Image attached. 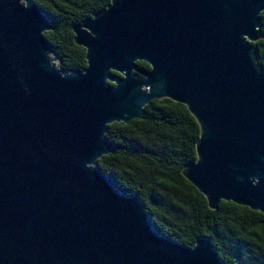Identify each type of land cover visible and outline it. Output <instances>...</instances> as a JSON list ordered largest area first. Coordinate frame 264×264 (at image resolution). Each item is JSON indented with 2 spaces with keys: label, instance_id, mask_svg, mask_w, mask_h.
I'll return each mask as SVG.
<instances>
[{
  "label": "water",
  "instance_id": "95a60500",
  "mask_svg": "<svg viewBox=\"0 0 264 264\" xmlns=\"http://www.w3.org/2000/svg\"><path fill=\"white\" fill-rule=\"evenodd\" d=\"M264 0H110L71 28L81 72L60 71L34 0H0V264H224L205 237L184 247L152 229L94 164L111 123L151 100L199 128L181 170L210 210L264 215ZM135 62L148 70L134 77ZM115 73L118 77H114Z\"/></svg>",
  "mask_w": 264,
  "mask_h": 264
},
{
  "label": "trees",
  "instance_id": "16d2710c",
  "mask_svg": "<svg viewBox=\"0 0 264 264\" xmlns=\"http://www.w3.org/2000/svg\"><path fill=\"white\" fill-rule=\"evenodd\" d=\"M109 2L34 0L53 27L42 36L60 71L84 70V50L73 44L71 28ZM258 31L260 39L250 45L256 52V66L264 73V11L259 14ZM147 70L145 63L135 62L133 75L140 77ZM198 136V125L183 105L151 100L138 119L106 126L104 140L111 145L110 153L96 160L94 168L124 196H137L160 236L184 247L205 237L224 264H264V215L222 201L210 210L181 175L182 168L196 160Z\"/></svg>",
  "mask_w": 264,
  "mask_h": 264
},
{
  "label": "rangeland",
  "instance_id": "374dc122",
  "mask_svg": "<svg viewBox=\"0 0 264 264\" xmlns=\"http://www.w3.org/2000/svg\"><path fill=\"white\" fill-rule=\"evenodd\" d=\"M54 64L56 65L57 63H56V62H54Z\"/></svg>",
  "mask_w": 264,
  "mask_h": 264
}]
</instances>
